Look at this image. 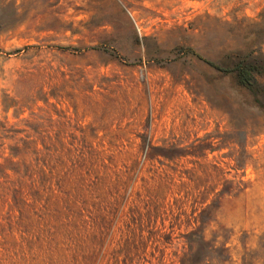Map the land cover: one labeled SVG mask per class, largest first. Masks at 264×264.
<instances>
[{"label": "rangeland", "instance_id": "rangeland-1", "mask_svg": "<svg viewBox=\"0 0 264 264\" xmlns=\"http://www.w3.org/2000/svg\"><path fill=\"white\" fill-rule=\"evenodd\" d=\"M207 59L264 64V0H0L9 241L22 207L37 235L69 203L81 264H184L197 227L221 264H264V72L249 88ZM2 240L0 264H51Z\"/></svg>", "mask_w": 264, "mask_h": 264}, {"label": "trees", "instance_id": "trees-1", "mask_svg": "<svg viewBox=\"0 0 264 264\" xmlns=\"http://www.w3.org/2000/svg\"><path fill=\"white\" fill-rule=\"evenodd\" d=\"M207 60L219 69L225 71H235L239 82L249 88H256L257 86L254 78V72H264V64H259L253 60L246 61L245 59V61H240L235 66L231 67L222 66L210 59ZM4 176L8 177L9 174L6 173ZM6 180H8V178H6ZM227 187H225V190L228 189ZM21 193L22 191L20 188H14V197L16 201L23 203L24 200ZM212 206V203H208L202 208L200 213L202 220H204L203 215H208L211 212ZM65 207L68 209L67 212L60 217L56 216L53 221L44 217V220L48 221L44 222V228L41 226L39 227L37 235L33 232L34 226L24 224V222L27 221V216L22 207L18 223L21 225L18 228L21 232L22 242L20 243H16L18 242L17 238H15L12 242L9 241V238H7V233L5 232L6 229L2 228L5 227L6 223L3 221V215L0 212V231L4 237V240L1 241V246L5 249L4 254L7 255L13 246L15 248L13 253L17 255H19L20 252H22L23 255L26 253L36 255V247L37 245H40L39 243L41 242L43 252L48 256V258H50L51 264H62V259L66 257L73 258L78 262V264H81L82 262L86 263L88 261L85 258L86 256H81V251L83 250V240H81L79 230L80 226L76 220V218L82 214V211L73 209V206L69 205V203ZM58 212H61V210H58ZM41 218L43 219V215ZM12 227L13 225H9V228ZM59 233L65 236L62 241H59L57 238V234ZM185 236L189 243V250L186 251L182 257V262L184 264H221L231 257L229 248L224 242L218 244L216 239L206 240L204 228L202 227H197L186 232ZM62 252L63 254L60 256L59 253ZM195 254H198L196 258L197 260L193 263L192 259ZM91 264H94V261L93 263L91 262Z\"/></svg>", "mask_w": 264, "mask_h": 264}]
</instances>
